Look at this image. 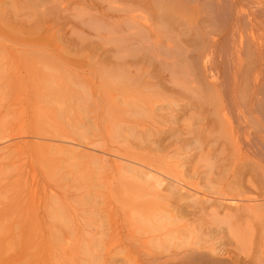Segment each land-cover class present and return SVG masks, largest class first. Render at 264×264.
Returning a JSON list of instances; mask_svg holds the SVG:
<instances>
[{
  "label": "rangeland",
  "instance_id": "1",
  "mask_svg": "<svg viewBox=\"0 0 264 264\" xmlns=\"http://www.w3.org/2000/svg\"><path fill=\"white\" fill-rule=\"evenodd\" d=\"M124 4L125 0H0V264H108L106 256L111 250L117 251L112 264H131L134 259L145 261L148 249L156 253L169 247L175 237L195 235L179 232L155 239L141 247L143 251L131 249L141 233H134L135 228L123 217L135 216L132 211L137 200L151 201L153 196L148 193L135 198L143 192L139 182L131 172L113 165L127 157L125 152L123 156L117 152L119 157L113 149L107 152L106 146L118 135L114 129L130 120L139 125L137 128L149 125L146 135L153 139L157 134L152 123L162 132L193 119L177 114L179 106L187 103L184 93L180 96L183 100L178 96L181 90L173 89L174 97L173 92H159L154 86L157 74L167 76L162 64L168 63H142L141 54L156 55L162 48L148 43L136 29L114 23H121L125 14L113 5ZM96 21L109 25L100 26ZM117 32L127 41L125 46L121 40L108 43L110 35ZM138 50V56L131 55ZM33 77L37 79L34 83ZM128 89L133 93L125 91ZM159 104H165V111L157 109ZM131 111L136 117L129 116ZM151 111H158L161 118L155 115L152 120ZM57 124L68 132L65 138L57 132ZM35 126L45 131L32 133ZM165 132L162 138L170 139ZM92 133L103 137L104 143L85 142L87 134L89 140L96 139ZM142 138L129 139L137 142L135 139ZM170 148L161 155L173 160L177 157ZM50 205L63 210L48 212ZM24 210L27 216L22 215ZM17 224L23 226L18 229ZM9 226L11 232L20 230L22 234L12 237L10 243L6 239ZM53 226L58 232H52ZM121 244L131 248L126 250ZM224 245L231 248L232 242L226 240Z\"/></svg>",
  "mask_w": 264,
  "mask_h": 264
},
{
  "label": "bare ground",
  "instance_id": "2",
  "mask_svg": "<svg viewBox=\"0 0 264 264\" xmlns=\"http://www.w3.org/2000/svg\"><path fill=\"white\" fill-rule=\"evenodd\" d=\"M113 6L114 10L125 14L119 15L121 23L114 22L118 27L124 24L134 28L148 43L162 48L156 55L141 54L142 63L151 60L168 63L162 64L167 76L157 74L154 86L159 92H173V96H177L175 88L178 92L181 90L187 103L179 106L177 114L181 116V112L193 119L164 129L170 134L167 140L162 138L166 132L163 129L161 132L154 123L157 135L153 139H149L150 134L146 135L151 128L149 125L137 128L139 125L136 127L130 120L118 128L113 125L118 135L110 140L112 144L106 146V151L113 149L115 155L122 152V155L117 153L118 157L125 152L127 157L111 162L116 169H125L135 176L132 178L143 190L135 194V198L148 193L153 196L151 201L137 200L132 211L135 216L123 217L135 228L134 233H141L134 244L136 247L126 248L141 251V247H148L155 239L195 232L191 238L175 237L176 240H171L170 246L162 251L144 250L145 261L134 259L131 264H264V0H125L122 7ZM136 11L141 12L134 13ZM96 23L109 25L107 21ZM122 39L120 33H112L108 43L121 40L125 46L127 41ZM138 53L139 50L131 55L136 57ZM165 57L169 58L163 61ZM162 66L156 64V67ZM35 81L33 77L32 82ZM125 91L133 93L130 89ZM164 105L157 109L164 110ZM129 112V116L137 114ZM151 113L152 120L156 119L155 115L160 117L158 111ZM35 127L32 133L45 131L42 126ZM56 128L63 137L68 134L61 125L57 124ZM86 136L88 141H84L88 144L104 143L103 137L93 135L91 137L96 139L89 140V135ZM130 136L143 138L133 142ZM123 146H126L125 151ZM166 147H171L178 159L171 160L165 153L161 155ZM75 149L73 147L72 151ZM119 173L122 175V171ZM57 208L50 205L46 210H59ZM25 211L22 215L27 216ZM8 228L10 231V226ZM58 230L53 226L52 232ZM21 235L20 230L10 231L7 242ZM226 240L232 242L231 248L224 247ZM197 243L200 245L196 246ZM114 252L117 253L116 250L107 253L108 264L116 260Z\"/></svg>",
  "mask_w": 264,
  "mask_h": 264
}]
</instances>
